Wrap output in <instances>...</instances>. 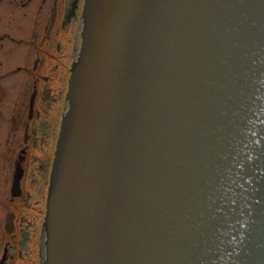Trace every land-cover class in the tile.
<instances>
[{"label": "water", "instance_id": "95a60500", "mask_svg": "<svg viewBox=\"0 0 264 264\" xmlns=\"http://www.w3.org/2000/svg\"><path fill=\"white\" fill-rule=\"evenodd\" d=\"M41 264H264V0H86Z\"/></svg>", "mask_w": 264, "mask_h": 264}, {"label": "flooded vegetation", "instance_id": "af4514ba", "mask_svg": "<svg viewBox=\"0 0 264 264\" xmlns=\"http://www.w3.org/2000/svg\"><path fill=\"white\" fill-rule=\"evenodd\" d=\"M85 0H0V264H41Z\"/></svg>", "mask_w": 264, "mask_h": 264}]
</instances>
